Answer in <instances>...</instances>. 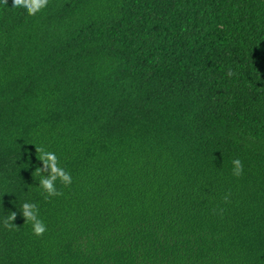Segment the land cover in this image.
Here are the masks:
<instances>
[{
  "label": "trees",
  "instance_id": "1",
  "mask_svg": "<svg viewBox=\"0 0 264 264\" xmlns=\"http://www.w3.org/2000/svg\"><path fill=\"white\" fill-rule=\"evenodd\" d=\"M12 6L0 2V264H264V0ZM40 146L72 176L47 200Z\"/></svg>",
  "mask_w": 264,
  "mask_h": 264
},
{
  "label": "clouds",
  "instance_id": "2",
  "mask_svg": "<svg viewBox=\"0 0 264 264\" xmlns=\"http://www.w3.org/2000/svg\"><path fill=\"white\" fill-rule=\"evenodd\" d=\"M3 5L8 6V0H0ZM49 4V0H13V9H25L29 16H35L37 13L44 10ZM227 75L232 77L234 72L229 69ZM37 159L42 162V167H36L33 176H39V188L42 190L44 198L50 199L52 197L63 195L56 187V182L59 181L64 187L72 184V176L60 164V160L55 152L47 151L43 146L36 147ZM232 174L240 177L243 174V163L239 158L233 159ZM47 173V175H45ZM230 195V194H229ZM225 202L228 201V195L224 197ZM25 223H30L33 234L37 237L43 236L47 231V226L44 221L39 218V208L36 203L24 202L19 209ZM222 211V210H221ZM17 219V212L11 211L5 217L4 227L11 230L18 227L14 223Z\"/></svg>",
  "mask_w": 264,
  "mask_h": 264
}]
</instances>
